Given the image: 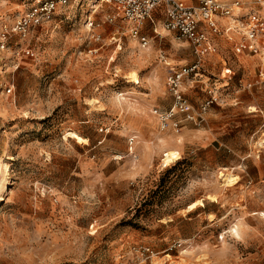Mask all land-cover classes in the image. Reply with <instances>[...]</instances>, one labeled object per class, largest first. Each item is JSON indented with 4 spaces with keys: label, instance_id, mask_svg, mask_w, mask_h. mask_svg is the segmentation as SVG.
Masks as SVG:
<instances>
[{
    "label": "rangeland",
    "instance_id": "rangeland-1",
    "mask_svg": "<svg viewBox=\"0 0 264 264\" xmlns=\"http://www.w3.org/2000/svg\"><path fill=\"white\" fill-rule=\"evenodd\" d=\"M41 1L0 0V264H264L262 59L237 56L223 30L183 84L193 118L164 129L167 76L195 57L163 13L144 23L147 46L102 0L13 34ZM255 2L235 14L264 16Z\"/></svg>",
    "mask_w": 264,
    "mask_h": 264
},
{
    "label": "built area",
    "instance_id": "built-area-1",
    "mask_svg": "<svg viewBox=\"0 0 264 264\" xmlns=\"http://www.w3.org/2000/svg\"><path fill=\"white\" fill-rule=\"evenodd\" d=\"M68 0H43L32 6L26 13L21 15L13 25L12 33L23 40H27L33 30L43 25L51 18L60 5H65ZM113 6L114 13L109 14L106 20L109 23L120 19L130 27V35L147 46L148 38L143 34L144 23L152 20L155 12L160 10L164 15V29L176 34L178 39L186 40L192 48L195 64L192 67L172 69L167 76V86L173 97V105L168 112L158 113L165 129L168 125L179 131L178 122H170L177 115L192 119L194 107L184 94L183 84L195 70L205 63V59L217 54L219 44L217 37L222 31L227 34L228 41H232V50L237 56L264 57V16L260 11H250L244 15L234 14V9L245 5L246 1L252 0H102ZM255 5L264 7V0H256ZM232 18V23L226 29L221 27L223 19ZM99 27L100 24L89 20V27ZM158 34L157 30H155ZM230 34L238 35L234 39ZM8 34H3L2 49ZM99 39V38H98ZM25 57H34L32 49L23 51ZM196 73V72H195ZM13 85L7 89L12 93ZM217 99L211 96L201 106L202 111L211 107ZM157 113V112H156ZM194 116V115H193ZM148 255L153 254L150 248L145 249Z\"/></svg>",
    "mask_w": 264,
    "mask_h": 264
},
{
    "label": "bare ground",
    "instance_id": "bare-ground-1",
    "mask_svg": "<svg viewBox=\"0 0 264 264\" xmlns=\"http://www.w3.org/2000/svg\"><path fill=\"white\" fill-rule=\"evenodd\" d=\"M242 7L235 8L234 9V14H235L236 11L241 10ZM238 14H240V12ZM228 19H231V21H232V18H228ZM259 58L262 59V63H263V66H264V57L260 56ZM129 79L131 80V82H136L138 80V77L136 76V74L131 73L130 76H129ZM179 158H180V154L179 153L169 152V155L165 158V161L169 162V160H172V159L178 160ZM222 179H223L222 183H224V185H226V186H233L234 184L237 183V177L234 176V175H225V176L222 177ZM171 264H173V263H171Z\"/></svg>",
    "mask_w": 264,
    "mask_h": 264
}]
</instances>
